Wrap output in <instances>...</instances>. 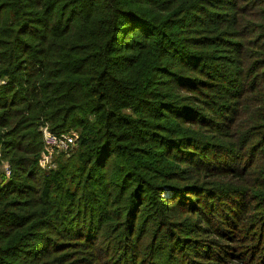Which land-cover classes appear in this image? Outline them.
<instances>
[{"label":"trees","instance_id":"obj_1","mask_svg":"<svg viewBox=\"0 0 264 264\" xmlns=\"http://www.w3.org/2000/svg\"><path fill=\"white\" fill-rule=\"evenodd\" d=\"M0 264H264V0H0Z\"/></svg>","mask_w":264,"mask_h":264},{"label":"built area","instance_id":"obj_2","mask_svg":"<svg viewBox=\"0 0 264 264\" xmlns=\"http://www.w3.org/2000/svg\"><path fill=\"white\" fill-rule=\"evenodd\" d=\"M43 139L45 145L47 146V151L43 154V159L51 156L54 149L66 150L70 148L71 145H74L77 140V133H62L57 134L52 132L47 126L43 127ZM41 162V161H40ZM55 166V163L49 165V168ZM7 173H11V169L7 170Z\"/></svg>","mask_w":264,"mask_h":264},{"label":"rangeland","instance_id":"obj_3","mask_svg":"<svg viewBox=\"0 0 264 264\" xmlns=\"http://www.w3.org/2000/svg\"><path fill=\"white\" fill-rule=\"evenodd\" d=\"M47 151V146L44 144V150L42 151L41 153V156H42V159H43V154ZM58 150L54 149L53 153L51 156H48L47 158H45V160H42L41 159V166L44 168V169H48L49 168V165H52L55 163V153L57 152ZM4 170L6 172V175L8 176V173H7V170L10 168L11 169V166L9 164L8 161H5L4 164ZM54 167V166H52Z\"/></svg>","mask_w":264,"mask_h":264}]
</instances>
